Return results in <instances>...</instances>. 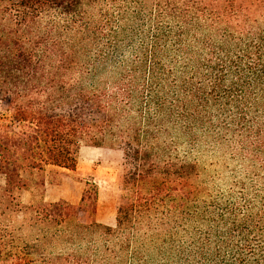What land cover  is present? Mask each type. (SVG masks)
I'll return each mask as SVG.
<instances>
[{"label": "trees", "instance_id": "obj_1", "mask_svg": "<svg viewBox=\"0 0 264 264\" xmlns=\"http://www.w3.org/2000/svg\"><path fill=\"white\" fill-rule=\"evenodd\" d=\"M0 102V264H264V0H0ZM81 144L113 225L44 199Z\"/></svg>", "mask_w": 264, "mask_h": 264}, {"label": "rangeland", "instance_id": "obj_2", "mask_svg": "<svg viewBox=\"0 0 264 264\" xmlns=\"http://www.w3.org/2000/svg\"><path fill=\"white\" fill-rule=\"evenodd\" d=\"M9 118V113L0 102V131L5 129V123ZM215 156L203 157L201 162L209 166L215 161ZM213 166L207 167L208 171ZM119 163L116 158L105 157L100 147L81 144L78 150L75 169L46 166L45 168V188L44 199L54 201L64 199L70 203L78 204L85 188L86 180H91L97 184V206L95 219L98 222L113 225L115 219L116 204L119 195ZM218 182L227 181L226 172H221ZM22 175L29 181V188L21 192V199L27 202L33 193L32 178L27 171ZM4 175L0 172V186L4 184ZM59 184V185H54Z\"/></svg>", "mask_w": 264, "mask_h": 264}, {"label": "crops", "instance_id": "obj_3", "mask_svg": "<svg viewBox=\"0 0 264 264\" xmlns=\"http://www.w3.org/2000/svg\"><path fill=\"white\" fill-rule=\"evenodd\" d=\"M54 185H59V184H54Z\"/></svg>", "mask_w": 264, "mask_h": 264}]
</instances>
